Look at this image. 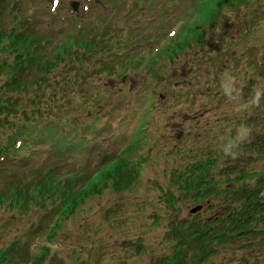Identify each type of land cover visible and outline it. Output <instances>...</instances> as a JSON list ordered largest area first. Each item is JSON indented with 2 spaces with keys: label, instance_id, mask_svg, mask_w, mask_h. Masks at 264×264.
<instances>
[{
  "label": "rangeland",
  "instance_id": "374dc122",
  "mask_svg": "<svg viewBox=\"0 0 264 264\" xmlns=\"http://www.w3.org/2000/svg\"><path fill=\"white\" fill-rule=\"evenodd\" d=\"M70 1L60 0L54 8L53 0H5L2 9L7 33L0 43V108L6 120L0 146L21 131L23 110L45 104L61 113L55 121L27 123L25 146L4 161L0 260L8 250L13 261L27 250L31 254L23 264L35 257H43L42 264H155L172 254L175 240L168 232L176 226L174 219L180 225L181 219L206 220L223 210L220 191L192 203L174 185V177L181 178L172 174L191 162L215 158L212 182L220 190L231 187L227 168H234L230 177L240 168L256 174L264 170V151L251 146L264 149V67L255 62L262 52L264 57V0H130L134 7L127 16L123 1L120 8L105 11L99 6L105 0H90L89 9L79 0L77 12ZM110 10L116 12L107 26L113 35L104 49L85 48L92 56L67 57L40 84L34 83L40 78L34 71L30 89L11 85L4 91L9 71L17 68L16 55L23 51L8 35L10 27L29 16L30 31L38 41L49 42L50 57L77 33L78 21L91 38L102 36L93 26L109 21ZM196 19L198 33L184 46ZM177 26V36L154 52ZM175 43L183 47L174 50ZM211 60L220 64L218 69ZM130 93L137 94L132 101L127 100ZM61 178L75 181L74 190L88 180L94 185L71 209L63 195L67 186L53 184ZM166 190L175 204L164 201ZM197 204L202 210L192 213ZM18 240L27 246L20 250ZM230 249L225 245L226 251L210 260L223 257L236 264V257H246L245 250L233 255ZM253 251L247 256L251 262Z\"/></svg>",
  "mask_w": 264,
  "mask_h": 264
},
{
  "label": "trees",
  "instance_id": "16d2710c",
  "mask_svg": "<svg viewBox=\"0 0 264 264\" xmlns=\"http://www.w3.org/2000/svg\"><path fill=\"white\" fill-rule=\"evenodd\" d=\"M219 2L221 3L220 0ZM4 4L5 0H0V43L7 33L2 21ZM19 24L10 27L8 35L14 38L16 42L21 43L20 48L23 51L18 52L16 55L18 56L17 68L15 70L11 68L9 71L11 77L7 79V85L4 86L7 89L4 88V91L9 90L11 85L19 91L28 89L31 84L30 77L33 79L34 71L38 72L40 77L38 80L34 79V83L40 84L43 82L44 76L47 77L51 74L56 67L64 63L67 57L79 59L82 54L79 52L91 47L89 35L86 36L80 31L79 34H72L68 39L69 43L60 44L54 49L52 56L48 57L49 42L45 39H41V42L38 41L35 34L30 31L34 28L33 25L27 20H21ZM197 25L198 21L196 19L192 26L188 28L184 37V46L189 44L191 39H194V35L198 33L199 25ZM182 44L175 43L174 50L181 49ZM83 54H88V51L86 50V53L84 51ZM48 86V82H46L45 88ZM14 94L11 95V101L13 102L16 101L13 97H18L16 93ZM39 95V92H37L36 96ZM7 109L11 113L13 107L8 105ZM4 113L5 111L0 108V125L4 122L1 117ZM18 134L9 136L12 145L18 138ZM251 146L261 152L264 151L263 145L254 143ZM4 155H7V150L0 148V158ZM217 161L214 158L203 162H191L182 171L172 174V176L181 178L174 177L177 180L174 185L181 194H188L192 203L217 195L220 191L221 196L224 197L222 201L223 210L206 220L181 219L180 225H177V221L174 219L172 224L176 226L174 230L168 232L172 236L170 239L175 240L172 254L159 257L155 264H232V261L223 257L220 262L210 260L211 257L225 252V245L231 246L230 250H233L231 252L233 255H236V250H245L246 257H236L230 254V256L237 258L236 264H264V170L256 174L245 168H240L236 171L234 177H230V174L234 172V168H227L228 178L232 179L231 187L215 190L212 182L214 176L212 170ZM252 181L254 183H251ZM53 184L67 186L69 190H63V195L66 202L71 204V209L75 208L83 197L89 194L87 192V189L90 188L89 183L79 190H74L75 181L71 182L68 179H59L54 181ZM163 194L165 195L164 201L175 204L176 201H173L174 196L172 193L166 190ZM5 196L8 195L5 193ZM253 250H256L257 254L255 255V261L251 262L247 256H252L255 252ZM28 254L29 252L26 250L23 256L13 261L15 255L8 250L1 257L0 264H23L22 261L27 258ZM43 261V257H35L30 264H42Z\"/></svg>",
  "mask_w": 264,
  "mask_h": 264
},
{
  "label": "water",
  "instance_id": "95a60500",
  "mask_svg": "<svg viewBox=\"0 0 264 264\" xmlns=\"http://www.w3.org/2000/svg\"><path fill=\"white\" fill-rule=\"evenodd\" d=\"M76 7V6H75ZM202 208V205H197V206H195V207H193L192 209H191V212H197V211H199L200 209Z\"/></svg>",
  "mask_w": 264,
  "mask_h": 264
},
{
  "label": "clouds",
  "instance_id": "9594fccd",
  "mask_svg": "<svg viewBox=\"0 0 264 264\" xmlns=\"http://www.w3.org/2000/svg\"><path fill=\"white\" fill-rule=\"evenodd\" d=\"M257 97H259V93H257ZM240 139L243 140V139H244V136L241 135V136H240ZM225 151H226V153H227V152L229 151V149H225ZM233 154H234V153H233Z\"/></svg>",
  "mask_w": 264,
  "mask_h": 264
}]
</instances>
